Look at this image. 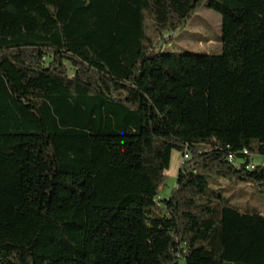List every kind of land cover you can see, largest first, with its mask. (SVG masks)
Wrapping results in <instances>:
<instances>
[{"label": "trees", "instance_id": "1", "mask_svg": "<svg viewBox=\"0 0 264 264\" xmlns=\"http://www.w3.org/2000/svg\"><path fill=\"white\" fill-rule=\"evenodd\" d=\"M204 2L221 53L158 50ZM254 154L264 0H0V264H264V216L207 180L263 192Z\"/></svg>", "mask_w": 264, "mask_h": 264}, {"label": "rangeland", "instance_id": "2", "mask_svg": "<svg viewBox=\"0 0 264 264\" xmlns=\"http://www.w3.org/2000/svg\"><path fill=\"white\" fill-rule=\"evenodd\" d=\"M206 4L207 2L202 3L183 28L174 32H164V37L168 36L169 40L164 42L161 39L157 49L162 53L220 54L221 16ZM144 37L145 42L147 39L153 41L157 37L150 16H146L144 21ZM251 159L255 165L264 167V156L254 154ZM181 161V152L173 150L169 168L157 195L158 199L170 196ZM207 180L211 190L219 193L226 203L241 211L255 212L264 216V191L260 192L246 182L234 185L228 179L219 176H209Z\"/></svg>", "mask_w": 264, "mask_h": 264}, {"label": "built area", "instance_id": "3", "mask_svg": "<svg viewBox=\"0 0 264 264\" xmlns=\"http://www.w3.org/2000/svg\"><path fill=\"white\" fill-rule=\"evenodd\" d=\"M188 157H189L188 154H182V155H181V159H182V161L185 160V159H187ZM227 158H228V160H229L230 162H234V157H233V155L229 154ZM248 167L252 169V168H254V164H253V163H250V164L248 165Z\"/></svg>", "mask_w": 264, "mask_h": 264}]
</instances>
